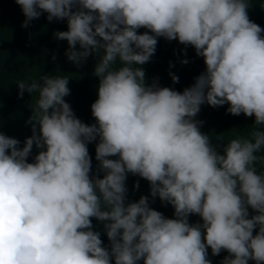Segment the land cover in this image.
I'll list each match as a JSON object with an SVG mask.
<instances>
[{
  "label": "clouds",
  "instance_id": "1",
  "mask_svg": "<svg viewBox=\"0 0 264 264\" xmlns=\"http://www.w3.org/2000/svg\"><path fill=\"white\" fill-rule=\"evenodd\" d=\"M15 2L24 28L43 13L66 19L67 30L53 35L67 41L75 65L97 57L99 84L96 122L86 124L64 99L69 76L16 82L18 97L38 96L23 147L0 132V264H212L209 247L228 252L221 264H264V28L249 18V0ZM159 37L204 58L205 71L183 91L158 78L145 83L140 66ZM205 103L254 116L253 127L214 145L195 119ZM97 138L92 174L87 145ZM129 173L149 181L151 197L171 204L174 218L148 196L128 202ZM192 214L202 222L190 223ZM91 218L104 222L110 247Z\"/></svg>",
  "mask_w": 264,
  "mask_h": 264
},
{
  "label": "trees",
  "instance_id": "2",
  "mask_svg": "<svg viewBox=\"0 0 264 264\" xmlns=\"http://www.w3.org/2000/svg\"><path fill=\"white\" fill-rule=\"evenodd\" d=\"M249 18L264 28V0H249ZM25 17L21 7L15 0H0V132L14 137L20 141L19 147H23L26 137L32 135V126L27 123L31 115V107L38 93L32 97L27 91L23 97H18L16 82L24 79L39 80L41 75L59 74L69 76L70 95L64 97L73 109L75 115L86 124L95 123L92 116L91 104L98 98L99 78L93 74L97 62L95 55H90L80 66L69 61L65 55L68 44L66 40H58L53 35L54 31H66L67 20H47V13H43L38 19L31 21L27 28L22 27ZM139 32L147 31L140 28ZM79 48V45H77ZM55 55L56 59L52 57ZM187 59V64L181 61ZM171 62V63H170ZM146 73L145 83L151 84L154 78L162 87L174 88L183 91L184 88L194 83V78L205 71L204 58L197 56L195 48L191 45L185 47L178 40L168 41L163 37L158 38L155 54L150 62L140 66ZM179 77L174 83L169 73ZM229 105L213 108L207 103L201 105L200 112L195 119L203 121L200 130L208 133L214 145L226 143L235 135H246L253 127L254 116L247 117L244 114L238 116L227 112ZM222 136L224 140H217ZM98 138L87 145L91 158V173H97L99 162L96 160V144ZM39 150L34 146L28 162H33L34 156ZM264 154L258 153V155ZM115 159L116 157H111ZM257 167L264 168V164L257 163ZM102 178L103 173H99ZM139 187L135 188L136 182ZM127 201L134 202L144 195L149 197V206L163 213L167 218H174V208L167 202H161L157 196L150 195V183L146 179L128 174L126 180ZM250 215L255 214L249 208ZM92 219L93 230L100 233V238L105 247H110V241L104 229V222ZM190 223L202 222L198 214L189 216ZM258 231L254 229L253 234ZM228 255L222 250L219 255H212L208 248V259L212 264H221ZM112 264H115L114 259ZM138 264H144L141 259ZM248 264H255L249 260Z\"/></svg>",
  "mask_w": 264,
  "mask_h": 264
}]
</instances>
